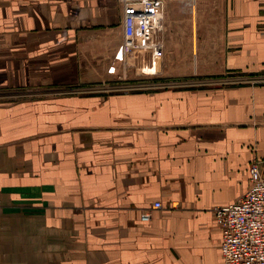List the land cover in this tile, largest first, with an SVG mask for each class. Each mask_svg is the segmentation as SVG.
<instances>
[{"label":"crops","instance_id":"0c3cea01","mask_svg":"<svg viewBox=\"0 0 264 264\" xmlns=\"http://www.w3.org/2000/svg\"><path fill=\"white\" fill-rule=\"evenodd\" d=\"M167 1L165 59L196 68L125 96L92 88L147 75L120 0H0V264H224L215 209L264 161V0Z\"/></svg>","mask_w":264,"mask_h":264},{"label":"built area","instance_id":"2783aa9c","mask_svg":"<svg viewBox=\"0 0 264 264\" xmlns=\"http://www.w3.org/2000/svg\"><path fill=\"white\" fill-rule=\"evenodd\" d=\"M167 0H120L123 10L122 57L126 64L137 60L145 74L154 63L157 75L165 57V2ZM146 63V64H145ZM150 75V74H147ZM250 189L236 203L215 209L216 223L222 232L221 251L224 264H264V161L251 163ZM155 209H162L155 202ZM152 211L141 214L150 221Z\"/></svg>","mask_w":264,"mask_h":264},{"label":"rangeland","instance_id":"374dc122","mask_svg":"<svg viewBox=\"0 0 264 264\" xmlns=\"http://www.w3.org/2000/svg\"><path fill=\"white\" fill-rule=\"evenodd\" d=\"M169 3L170 1L165 2V16L167 14L166 16L167 21L170 20V16H168ZM166 55H167V52H166ZM164 65H165L164 66L165 71L163 73L162 71H160V75L158 76L138 75L135 72L133 73L134 77H132V79L130 80H127V78L124 79V82L127 81L130 83L112 85L108 82H102L101 84H97V88L95 87H92V88L102 91V93L104 92V93L112 94V95H125V96L142 93V92H149V91L152 92L154 81H158V82L161 81L163 83L161 88L176 87V84H184L187 79H190L192 76L189 74H191L193 70L196 68V65H192L188 63H170V62H167V59H165ZM125 66L127 69L133 68L135 70L137 69L139 71L141 70V64L137 60H130L128 64H126L125 62ZM145 69H146L145 73L151 75L152 73L155 72L154 63H150L148 66H146ZM181 86H184V85H181ZM87 89H89V87ZM17 99H20V97H18ZM148 102L153 103V100H149Z\"/></svg>","mask_w":264,"mask_h":264},{"label":"bare ground","instance_id":"6f19581e","mask_svg":"<svg viewBox=\"0 0 264 264\" xmlns=\"http://www.w3.org/2000/svg\"><path fill=\"white\" fill-rule=\"evenodd\" d=\"M238 202V201H237Z\"/></svg>","mask_w":264,"mask_h":264}]
</instances>
